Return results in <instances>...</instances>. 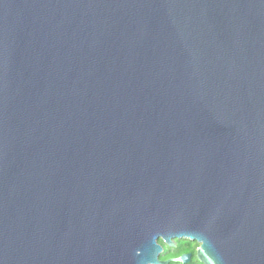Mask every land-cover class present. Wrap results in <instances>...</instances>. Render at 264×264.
Listing matches in <instances>:
<instances>
[{"label": "water", "instance_id": "obj_1", "mask_svg": "<svg viewBox=\"0 0 264 264\" xmlns=\"http://www.w3.org/2000/svg\"><path fill=\"white\" fill-rule=\"evenodd\" d=\"M181 238L264 264V0H0V264Z\"/></svg>", "mask_w": 264, "mask_h": 264}, {"label": "flooded vegetation", "instance_id": "obj_2", "mask_svg": "<svg viewBox=\"0 0 264 264\" xmlns=\"http://www.w3.org/2000/svg\"><path fill=\"white\" fill-rule=\"evenodd\" d=\"M172 243L173 246L168 247L161 240L157 241V245L161 248L157 256L158 262H167V264H201L196 257L198 245L195 242L181 238L172 240ZM181 257H187L186 262H174L175 259Z\"/></svg>", "mask_w": 264, "mask_h": 264}]
</instances>
